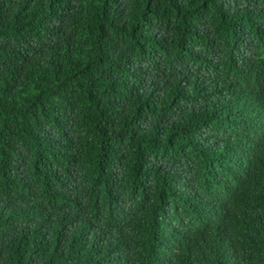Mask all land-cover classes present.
I'll return each mask as SVG.
<instances>
[{
  "label": "trees",
  "instance_id": "1",
  "mask_svg": "<svg viewBox=\"0 0 264 264\" xmlns=\"http://www.w3.org/2000/svg\"><path fill=\"white\" fill-rule=\"evenodd\" d=\"M0 264H264V0H0Z\"/></svg>",
  "mask_w": 264,
  "mask_h": 264
}]
</instances>
